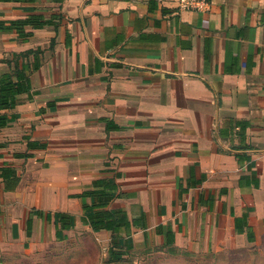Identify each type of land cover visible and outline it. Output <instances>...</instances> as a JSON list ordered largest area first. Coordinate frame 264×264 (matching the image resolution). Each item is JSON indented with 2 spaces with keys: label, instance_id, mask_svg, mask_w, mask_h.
Returning a JSON list of instances; mask_svg holds the SVG:
<instances>
[{
  "label": "crops",
  "instance_id": "obj_1",
  "mask_svg": "<svg viewBox=\"0 0 264 264\" xmlns=\"http://www.w3.org/2000/svg\"><path fill=\"white\" fill-rule=\"evenodd\" d=\"M184 1H0V76L16 80L23 69L31 87L0 108V253L9 264H137L129 257L149 248H232L246 243L236 230L244 216L257 237L264 0ZM28 18L47 24L26 25V38L6 29ZM98 179L114 180L107 209L130 223L121 239L131 248L117 263L108 262L116 235L83 222L95 203L84 193ZM56 212L74 216V227H58Z\"/></svg>",
  "mask_w": 264,
  "mask_h": 264
},
{
  "label": "trees",
  "instance_id": "obj_2",
  "mask_svg": "<svg viewBox=\"0 0 264 264\" xmlns=\"http://www.w3.org/2000/svg\"><path fill=\"white\" fill-rule=\"evenodd\" d=\"M9 1V0H0ZM25 1V0H14ZM47 21H37L34 18L20 19L11 22V25L6 29H16L21 37H28V33L23 32L26 25H34L36 27H43ZM17 79L13 80L11 74L0 76V108L11 109L14 108L18 101L17 96L21 93H26L31 90L29 76L25 70L16 69ZM8 119L5 115H0V127L6 126ZM2 176L11 177L14 183L12 188H16L19 179L16 172L3 169ZM95 189L84 193L85 196H92L95 198V203L91 206L84 205L85 216L83 222L90 224L93 230H109L116 236L113 238L112 246L109 250V263H117L124 260L127 252L130 251L129 244H125L121 239L122 230L128 229L130 223L128 222L125 213L122 210H108L110 203L116 198L114 192L117 190V185L112 179H98L94 181ZM40 213V212H39ZM50 216V215H49ZM56 225L61 229L72 228L75 225V217L65 213H55ZM31 220L28 223V230L31 231ZM135 225L138 223L135 222ZM141 226H146V217L141 216ZM236 230L238 233H245L248 241L256 240L255 232L249 225L247 216L236 218ZM59 233V231H58Z\"/></svg>",
  "mask_w": 264,
  "mask_h": 264
},
{
  "label": "rangeland",
  "instance_id": "obj_3",
  "mask_svg": "<svg viewBox=\"0 0 264 264\" xmlns=\"http://www.w3.org/2000/svg\"><path fill=\"white\" fill-rule=\"evenodd\" d=\"M257 231L255 241L250 242L246 239V243H243L238 238L236 246L232 248L223 247L215 251H205L181 247H155L143 250L138 254H132L129 259L137 261V264H264L263 221L258 225ZM83 237H86L85 233H83ZM65 251H68L67 247H65ZM104 254V249L100 248L99 255L104 256ZM21 258L24 259L23 256ZM7 259L8 257L6 258L0 253V264H9ZM50 264H78V259L56 260L55 263Z\"/></svg>",
  "mask_w": 264,
  "mask_h": 264
},
{
  "label": "built area",
  "instance_id": "obj_4",
  "mask_svg": "<svg viewBox=\"0 0 264 264\" xmlns=\"http://www.w3.org/2000/svg\"><path fill=\"white\" fill-rule=\"evenodd\" d=\"M196 5H197V3H194V2H192V0H190V1H184V3H183V6L184 7H188V6H190V7H192V6H194V7H196Z\"/></svg>",
  "mask_w": 264,
  "mask_h": 264
}]
</instances>
